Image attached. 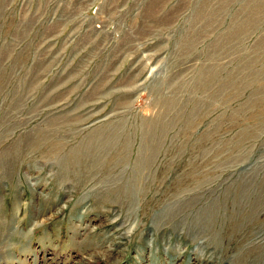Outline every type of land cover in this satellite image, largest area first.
Wrapping results in <instances>:
<instances>
[{
    "label": "rangeland",
    "instance_id": "rangeland-1",
    "mask_svg": "<svg viewBox=\"0 0 264 264\" xmlns=\"http://www.w3.org/2000/svg\"><path fill=\"white\" fill-rule=\"evenodd\" d=\"M0 264H264V0H0Z\"/></svg>",
    "mask_w": 264,
    "mask_h": 264
},
{
    "label": "bare ground",
    "instance_id": "bare-ground-1",
    "mask_svg": "<svg viewBox=\"0 0 264 264\" xmlns=\"http://www.w3.org/2000/svg\"><path fill=\"white\" fill-rule=\"evenodd\" d=\"M88 94V93H87ZM93 97H95V96H93ZM49 107V106H48ZM81 122V121H80ZM61 123V122H60ZM16 126V125H15Z\"/></svg>",
    "mask_w": 264,
    "mask_h": 264
}]
</instances>
